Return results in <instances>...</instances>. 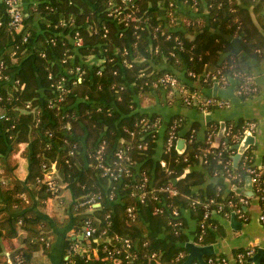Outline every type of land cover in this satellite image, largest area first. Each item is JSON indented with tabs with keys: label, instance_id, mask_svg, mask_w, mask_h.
Masks as SVG:
<instances>
[{
	"label": "trees",
	"instance_id": "1",
	"mask_svg": "<svg viewBox=\"0 0 264 264\" xmlns=\"http://www.w3.org/2000/svg\"><path fill=\"white\" fill-rule=\"evenodd\" d=\"M22 5L17 30L0 0V264H34V253L51 252L56 228L67 222L48 217L40 206L65 188L73 193L74 234L65 237L64 255L86 219H92L97 236L106 232L99 257L88 262L77 257L82 264H106L103 247H121L123 239L131 240L137 255L122 264H183L190 240L184 210L197 222V243L223 236L219 221L204 215L223 205L221 215L239 217L236 211H245L242 195L206 180L223 177L245 186L250 174L244 158L230 166L240 180L228 177L226 166L235 153L206 138L190 141L195 127L184 153L176 144L168 150L171 126L180 121V130L186 124L178 115L157 158L154 124L160 115L139 105L145 97L163 99L170 92L178 100L182 86L195 92L190 81L201 79L209 87L219 71L227 76L247 71L246 62L232 53L234 38L261 60L264 0H22ZM167 76L178 85L163 84ZM242 125L235 124L234 131ZM22 143L29 144L25 181L16 177L13 157ZM205 153L206 161L200 158ZM54 165L57 192L42 181ZM107 166L124 171L115 178L105 174ZM92 197L101 206L84 203Z\"/></svg>",
	"mask_w": 264,
	"mask_h": 264
},
{
	"label": "crops",
	"instance_id": "2",
	"mask_svg": "<svg viewBox=\"0 0 264 264\" xmlns=\"http://www.w3.org/2000/svg\"><path fill=\"white\" fill-rule=\"evenodd\" d=\"M239 56L248 65L247 70L256 76L259 92L254 97L249 99L239 98L235 93L237 83L235 79L230 78L227 86L219 85L217 96H215L230 101L231 106L229 108H210L209 110H204L200 107L189 106L184 104V100L181 96H179L180 99L177 98L178 100H175L174 92H170L167 98L163 99L158 96H150L141 100V105H139L141 109L147 110L149 113L160 115L161 124L158 128L159 151H157L156 154L157 158H160L161 156L162 146L165 142L164 137L166 135L167 128L169 127V123L173 117L177 115L181 116L186 122L185 126L180 129L178 137V140L183 138L186 139V148L187 135L193 127H195L192 130L195 131V137L200 140H204L206 138L207 131L211 126L217 125L220 128L221 122H226L228 126L231 123L238 124L251 120L256 121L258 123V127L255 131L257 137L256 145L253 146L250 151H252L254 155L255 163L259 166H264V57L261 60L253 58L244 52V50H242ZM92 59L93 57L90 58V60ZM202 86L205 89H213L214 83L209 87L202 83ZM192 88L195 89V92L205 97H214L207 96L206 93L203 92V89L195 87ZM178 140L176 141V148ZM27 147H29V144H20L18 151L13 156L18 164L17 169L15 170V175L22 181L27 179L30 168V160L28 154H26ZM55 170L56 167L52 170L54 173L53 175H55ZM189 171L190 169H187L185 173H188ZM209 183H223L227 192L233 191L237 195H242L248 199V203L245 205L248 220L243 221L237 217L238 221L243 222L241 229H236L231 225V217L228 218L219 213H213L212 216L219 221L222 226V230L224 229L223 236H218L215 242L207 244L213 245L215 248V254L213 257L224 256L234 262L235 255L246 248H254L256 251L255 254L259 248L264 249V223L260 221L262 205L260 199L255 195L253 187L252 190L248 189L246 187L247 182L243 187H236L235 184H231L227 178L224 179L223 177L213 178L208 176L206 184ZM206 184L203 185V187L206 186ZM249 191H251V194ZM73 200L72 190L65 188L59 196L49 198L43 202L42 206H40V209L45 212L48 217L56 218L57 221L61 222L66 221L67 225L56 228L58 238L54 242L50 253L45 254L41 251L34 253V264H63L62 260L63 258H66V255H64L65 237L67 235L74 234L72 224L73 216L71 211ZM88 211L91 212V210ZM183 214L187 217L188 228L186 229V232L189 235V239H193L195 241V236L197 235V222L190 217L189 211L184 210ZM195 243L197 242L195 241Z\"/></svg>",
	"mask_w": 264,
	"mask_h": 264
},
{
	"label": "built area",
	"instance_id": "3",
	"mask_svg": "<svg viewBox=\"0 0 264 264\" xmlns=\"http://www.w3.org/2000/svg\"><path fill=\"white\" fill-rule=\"evenodd\" d=\"M5 3L7 5V11L10 14L12 21L11 25L14 26L17 30L22 27V19H23V5L22 0H5ZM258 53H260V50H257ZM220 76H215V78L218 79L219 85L227 86L229 84L230 78L235 79L237 85L235 89L236 95L241 99H249L251 97H254L259 92V86L256 82V76L249 72L248 70L245 72L242 71H236L233 73V75L227 76L226 74L219 71ZM163 84H169L172 87H176L177 79L172 76H167L162 80ZM180 94L183 98L186 105L189 106H196L200 107L204 110H209L210 108H229L231 106L230 101L221 99L218 97H205L197 92H191L186 87L180 88ZM160 119L155 122V127H157L156 130L159 128ZM181 122L176 121L170 128L168 139H167V149H171L173 146H175L176 141L179 137L178 127L180 126ZM236 123H231L227 126L225 135L228 139V141H222L221 144H224V148H228L233 145H236L240 143L245 135L246 131H252L255 132L258 127V123L256 121H245L242 125V129L240 132L234 131V125ZM217 135V129H215V126L209 127L207 134H206V141L208 144L214 145L215 137ZM195 137V131H192V134L190 136V141H193ZM231 137L232 142L229 141V138ZM233 152L236 154V150L232 149ZM250 151V150H248ZM247 151V152H248ZM246 152V153H247ZM125 151L123 149H120L117 152L118 158L123 159L124 158ZM244 154L242 159L244 166L246 167L247 172L250 174V177L252 178L253 187L256 188V191L260 195V199L263 202L262 205V212L260 215V221L264 223V190H263V176H264V166H259L255 163L254 155L252 151H250V154ZM200 158L204 161H206V153L200 156ZM129 160V158H126ZM233 161H229L227 163V173L228 177H233V179H239L238 174H233L232 169L230 168ZM102 166V164H100ZM115 165L119 166L120 163L116 162ZM234 166V165H233ZM232 166V167H233ZM55 166H53L54 169ZM105 174H110L111 176H114L115 178L120 177L122 175L123 167H120L117 172L116 168L112 166H107L104 168ZM53 171L48 170L45 174L44 179L42 180L48 188L53 191L57 192L58 187L54 179ZM236 187H240L237 186ZM168 189V188H167ZM141 198H144V192L141 194ZM241 202L244 205H247L248 199L246 197H241ZM85 204H92V206L96 207L97 204H101L99 202H96V198L92 197L91 199L84 202ZM223 205H219V208L214 211H207L204 215V219H208L213 213H222ZM239 215V218L243 221L248 220V215L245 211H242L238 209L236 211ZM175 215H178V212L175 211ZM227 215V214H225ZM204 228V226L202 225ZM97 228L94 226V223L92 219H86L83 224L82 229V235L83 239H80L79 236H75L76 241L71 246L69 253L66 255V264H82L79 263L77 257H81L84 259L85 262L90 261L93 257H99L100 254V248L98 247L100 242L99 239L102 238V236L106 233L105 231L100 233V236L96 235ZM87 239H93L94 242H96V245H93L90 243ZM110 240V239H108ZM133 244L130 239H123V243L121 247H109V245H105L103 247V252L106 253V256L103 258V260H106V264H122L123 259L130 260L134 259L136 257V253L132 249ZM254 248H246L240 252H238L234 257V262H232L228 257H210L208 258L207 264H255L254 262H251L249 259L254 256L255 254ZM183 255L181 254L179 258H182ZM264 264V263H262Z\"/></svg>",
	"mask_w": 264,
	"mask_h": 264
},
{
	"label": "water",
	"instance_id": "4",
	"mask_svg": "<svg viewBox=\"0 0 264 264\" xmlns=\"http://www.w3.org/2000/svg\"><path fill=\"white\" fill-rule=\"evenodd\" d=\"M232 53L235 55H240L242 52L243 48L240 43V38H234L232 39ZM189 84L192 87L195 88H200L203 89V92L206 93L207 96H217V91L219 89V81L217 78L214 79V86L213 89H205L202 86L201 79H198L197 81H190ZM227 128V123L226 122H221L220 128L218 131L217 136L215 137L214 141V146L219 147L222 143V140L228 141L225 132ZM256 132L252 131H246L245 135L242 139V141L236 145L231 146V149L236 150V154L234 155V161L233 165L234 167H238V164L240 160L242 159L243 155L250 150L253 146L256 145L257 137H256ZM186 148V139H179L177 143V150L180 153H184ZM246 187L250 190H252L253 184H252V178L248 177L247 179V185ZM251 194V191H249ZM101 204H97L96 207H99ZM231 225L234 228L241 229L243 226V222L237 220V216L235 213L232 214L231 216ZM186 249L188 250V256L186 260L183 262V264H193L196 260L200 264H207L206 261V256H211L215 254V248L213 245H201L195 243L193 239L189 240L185 244ZM9 256V261L11 262L10 259V253H8ZM251 262H254L255 264H262L264 262V249L259 248L257 253L249 259Z\"/></svg>",
	"mask_w": 264,
	"mask_h": 264
},
{
	"label": "rangeland",
	"instance_id": "5",
	"mask_svg": "<svg viewBox=\"0 0 264 264\" xmlns=\"http://www.w3.org/2000/svg\"><path fill=\"white\" fill-rule=\"evenodd\" d=\"M79 238H80V239H83V235H82V233L79 234Z\"/></svg>",
	"mask_w": 264,
	"mask_h": 264
}]
</instances>
